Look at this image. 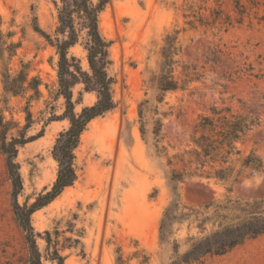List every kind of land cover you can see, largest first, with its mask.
I'll use <instances>...</instances> for the list:
<instances>
[{
  "label": "rangeland",
  "instance_id": "1",
  "mask_svg": "<svg viewBox=\"0 0 264 264\" xmlns=\"http://www.w3.org/2000/svg\"><path fill=\"white\" fill-rule=\"evenodd\" d=\"M239 1L246 7L243 20L227 27L218 22L201 25L198 18L211 21L213 9L237 17L234 0H109L105 5L99 28L110 42L107 73L113 79L115 106L91 120L81 134L74 150V183L31 216L36 232L49 230L63 246L64 264H169L173 250L160 242L159 223L173 197L169 171L178 165L175 159L168 165V159L190 146L197 116L213 103L238 108L237 99H242L257 108L264 128V0H255L254 6L249 0ZM56 22L51 0H0V119L8 124L7 138L19 134L27 109L32 123L26 135L44 128L42 136L18 148L20 204L32 202L51 187L57 170L51 148L57 134L68 127L66 119L45 124L52 111H63V99L56 95L57 54L43 35L53 36ZM176 31L179 51L173 57V75L180 76L183 66L189 65L200 77L185 89L161 95L157 81L164 70L163 47L166 37ZM84 41L80 31L68 54L86 70ZM20 72L39 82L38 92L4 90V75ZM72 93L76 112L96 100L95 93L84 91L81 83ZM157 119L162 123L159 138L153 134ZM253 138L241 147L245 152L255 149L264 163V140L254 144ZM10 192L0 152V264H27V246L11 209ZM178 193L183 204L196 208L231 198L261 200L264 210V170L245 172L235 182L186 179L178 185ZM216 227L217 222L209 221L202 231L192 220L175 226L178 252L190 246V238ZM74 238L80 243H72ZM36 243L43 254L45 241L38 236ZM119 255L122 263L117 261ZM42 262L55 264L44 258ZM192 264H264V235Z\"/></svg>",
  "mask_w": 264,
  "mask_h": 264
},
{
  "label": "trees",
  "instance_id": "2",
  "mask_svg": "<svg viewBox=\"0 0 264 264\" xmlns=\"http://www.w3.org/2000/svg\"><path fill=\"white\" fill-rule=\"evenodd\" d=\"M51 1L56 8V27L53 36L43 35L57 54L56 95L63 99V111L61 114L52 111L46 118L45 124L66 119L68 127L57 134L51 148V156L57 164L55 180L48 190L38 193L30 203L20 204L17 200L23 190V182L16 156L18 148L42 136L44 128L34 135H26L32 123L31 114L27 109L26 123L19 134L7 138L8 124L0 119V152L5 157L11 186V209L23 232L27 246V264H43L42 258L55 264H64V256L61 254L63 246H58V240L52 238L49 230H45L42 234L36 232L31 216L74 183L76 180L74 150L79 144L81 134L91 120L104 115L115 106L111 90L113 79L107 73V67L110 64V42L102 36L99 28V15L109 0ZM234 2L237 17L231 18L226 14L222 16L221 9H213L211 21L201 17L198 18V22L208 26L218 22L225 27L232 23H241L246 7L239 0ZM249 2L252 6L257 3L255 0H249ZM187 23L194 27L193 20ZM80 31L85 34L83 47L88 65L86 70L82 68L78 58L68 54L69 49L79 41ZM176 33L177 31L166 37V44L163 47L164 70L159 74L157 81L161 95L167 91L185 89L189 82L200 77V73L189 65L183 66L180 76L173 75L171 65L173 57L179 51L175 46ZM244 71H248L250 76L257 77L252 70ZM78 83L83 85L84 91L94 92L96 100L93 104L83 106L79 112H76L72 88ZM38 84L39 82H36L34 78L27 80L26 73L20 72L13 77L9 74L4 75V90L11 94H18L27 88L38 92ZM161 97L159 96L157 100L160 101ZM237 101L238 108L225 103H213L205 112L199 114L191 128L190 146L168 159V165L172 166L173 159L178 165V167L172 166L169 171L173 197L165 206L159 223L160 242L169 244L173 250V257L169 264L198 263L206 256L223 255L247 239L264 235V210L261 200L242 201L227 198L223 202L210 201L196 208L183 204L179 198L178 185L186 179L205 177L223 182H235L245 172L264 170V163L255 149L250 148L245 152L241 147L251 136L254 137V144L264 140L260 113L252 104L242 99ZM142 114L140 109L141 117ZM161 126V121L155 120L153 134L156 138L160 136ZM141 132L143 133L142 130ZM156 141L158 143V140ZM156 148L160 151L158 144ZM188 220L196 221L197 227L202 231L205 230V224L209 221L212 224L217 222V227L197 239L190 238V246L180 254L178 242L174 238L177 231L175 226H181ZM57 233L58 230H54V234ZM38 236L45 241L43 254L36 243ZM72 243L78 244L80 240L74 238ZM117 261L122 263L120 255Z\"/></svg>",
  "mask_w": 264,
  "mask_h": 264
}]
</instances>
